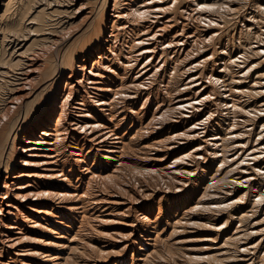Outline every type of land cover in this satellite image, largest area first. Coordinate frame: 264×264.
Here are the masks:
<instances>
[{
    "label": "bare ground",
    "instance_id": "obj_1",
    "mask_svg": "<svg viewBox=\"0 0 264 264\" xmlns=\"http://www.w3.org/2000/svg\"><path fill=\"white\" fill-rule=\"evenodd\" d=\"M0 264H264V0H0Z\"/></svg>",
    "mask_w": 264,
    "mask_h": 264
}]
</instances>
